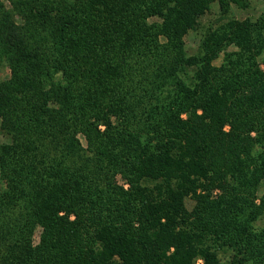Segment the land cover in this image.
Instances as JSON below:
<instances>
[{"label":"trees","instance_id":"obj_1","mask_svg":"<svg viewBox=\"0 0 264 264\" xmlns=\"http://www.w3.org/2000/svg\"><path fill=\"white\" fill-rule=\"evenodd\" d=\"M8 1L0 264H264V11Z\"/></svg>","mask_w":264,"mask_h":264},{"label":"rangeland","instance_id":"obj_2","mask_svg":"<svg viewBox=\"0 0 264 264\" xmlns=\"http://www.w3.org/2000/svg\"><path fill=\"white\" fill-rule=\"evenodd\" d=\"M5 1V3L7 5H10V2L8 0H3ZM212 10L213 12H218L219 10V6L218 3H214L212 5ZM264 11V0H250V6L244 9H240L237 8L236 6H233V14L240 18V19H244L247 17H257L259 14H261ZM199 44V39L197 34L195 33V31H190L188 33V35L186 36V47L188 50L190 51H194L197 46ZM232 49H234L235 47H231ZM222 61V56L215 62L217 64H219ZM10 76V69L8 66L5 65H0V77L2 79H7ZM83 142L85 143L84 138H82ZM0 141H6V138L2 135V133L0 132ZM119 181L121 183H123V180L120 178ZM264 188L260 191V195L262 194ZM193 200L188 199L187 200V205L191 208L193 207ZM264 223V216L262 217V219L258 222V224H262ZM39 230L40 227L37 229L36 233H35V242L38 241L39 239Z\"/></svg>","mask_w":264,"mask_h":264}]
</instances>
